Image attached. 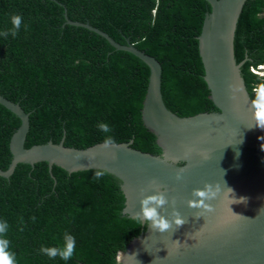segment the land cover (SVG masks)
<instances>
[{
	"label": "trees",
	"instance_id": "obj_1",
	"mask_svg": "<svg viewBox=\"0 0 264 264\" xmlns=\"http://www.w3.org/2000/svg\"><path fill=\"white\" fill-rule=\"evenodd\" d=\"M209 10L205 0H0V32L11 27L12 14L23 19L17 37L0 36V94L28 113L24 147L63 137L65 146L84 148L104 140L108 134L97 125L106 122L116 142L131 140L133 148L160 154L140 115L147 65L95 32L65 23V15L154 56L165 106L188 116L217 110L197 40ZM233 52L237 63L243 60L240 75L250 98L253 87L264 84L255 72L264 65V0L242 5ZM19 123L0 105V169L11 160L9 139ZM95 171L52 165L53 179L41 161L18 163L8 178L0 176V220L9 224L18 264H116V253L145 226L121 213L119 181L108 173L95 181ZM65 233L76 239L71 260L38 251L60 244Z\"/></svg>",
	"mask_w": 264,
	"mask_h": 264
},
{
	"label": "water",
	"instance_id": "obj_2",
	"mask_svg": "<svg viewBox=\"0 0 264 264\" xmlns=\"http://www.w3.org/2000/svg\"><path fill=\"white\" fill-rule=\"evenodd\" d=\"M210 10L197 36L203 79L216 111L180 116L169 110L161 96L159 61L129 42H116L88 22L65 23L84 27L102 36L115 49L127 51L149 68L141 103L143 125L155 136L160 154L141 151L131 140L116 142L107 149L97 142L84 148L47 141L24 147L28 113L18 102L0 94V105L20 121L9 139L11 160L0 176L8 178L18 163L45 161L50 176L52 165L67 172L105 169L119 181L124 195L122 214L139 211L143 195L154 194L151 182L164 191L170 203L159 209L171 219L173 211L186 223L159 233L147 224L115 256L116 264H264V130L253 126L250 98L240 75L243 62H236L233 37L237 18L246 0H205ZM191 149L188 158L183 153ZM179 158L175 162L162 160ZM181 169L183 171L181 172ZM181 172V179H176ZM218 186V196L206 201L212 211L187 206L193 189L204 184ZM227 188L233 192L229 194ZM246 197L247 203H235ZM143 225V224H141ZM175 241H179L177 243ZM152 259V260H151Z\"/></svg>",
	"mask_w": 264,
	"mask_h": 264
},
{
	"label": "clouds",
	"instance_id": "obj_3",
	"mask_svg": "<svg viewBox=\"0 0 264 264\" xmlns=\"http://www.w3.org/2000/svg\"><path fill=\"white\" fill-rule=\"evenodd\" d=\"M11 27L5 31L0 32V36L8 37L11 36L15 38L18 36L21 30L23 19L18 14H12L10 16ZM25 30L27 26L24 25ZM263 66V65H260ZM250 106L252 110V120L253 126L249 129L255 127L264 130V84L256 85L253 87L252 96L250 97ZM98 129L108 134L105 136L103 143L100 145L101 148L107 149L109 146L116 147L115 138L110 135L113 131L112 127L106 122L99 123L97 125ZM191 149L183 153L184 158H188ZM162 160L175 162L179 158L177 157H166L165 154L161 158ZM183 169H181V172ZM181 172H177L176 179H181ZM107 171L105 169H97L92 179L95 181L101 180ZM151 186L155 189L154 194L143 195L144 190L141 189V199L139 200L140 208L139 211L131 215V218L136 221L137 224H147V226L155 232L164 233L172 229L173 225L178 229L183 226L186 221L180 216V213L173 211L171 214V219L165 218V216L160 214L159 209L163 208L170 201L166 198L164 191L160 190V187L156 185L155 181L151 182ZM229 194L233 192L231 188H227ZM221 189L213 184L205 183L203 188L193 189L191 196L193 197L187 201V206L195 209H206L207 211H212V206L206 201L215 199L220 193ZM235 203H247L246 197H240L238 200L234 199ZM35 217L32 220L35 221ZM21 223L23 219L21 218ZM9 230V224L6 220H0V264H18L17 256L14 251L11 250L10 241L7 239V233ZM180 243L179 241H175ZM40 253L46 255L49 259L59 258L62 261H69L73 258L76 253V239L73 235L65 233L62 242L55 246H44L42 245L39 250Z\"/></svg>",
	"mask_w": 264,
	"mask_h": 264
},
{
	"label": "rangeland",
	"instance_id": "obj_4",
	"mask_svg": "<svg viewBox=\"0 0 264 264\" xmlns=\"http://www.w3.org/2000/svg\"><path fill=\"white\" fill-rule=\"evenodd\" d=\"M255 72H257L260 76L264 77V65L259 68L257 67Z\"/></svg>",
	"mask_w": 264,
	"mask_h": 264
},
{
	"label": "built area",
	"instance_id": "obj_5",
	"mask_svg": "<svg viewBox=\"0 0 264 264\" xmlns=\"http://www.w3.org/2000/svg\"><path fill=\"white\" fill-rule=\"evenodd\" d=\"M261 67V66H258V68Z\"/></svg>",
	"mask_w": 264,
	"mask_h": 264
},
{
	"label": "bare ground",
	"instance_id": "obj_6",
	"mask_svg": "<svg viewBox=\"0 0 264 264\" xmlns=\"http://www.w3.org/2000/svg\"><path fill=\"white\" fill-rule=\"evenodd\" d=\"M152 260V259H151Z\"/></svg>",
	"mask_w": 264,
	"mask_h": 264
}]
</instances>
